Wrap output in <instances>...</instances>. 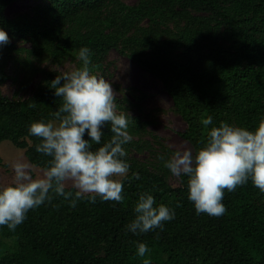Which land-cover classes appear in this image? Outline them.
<instances>
[{
  "label": "trees",
  "instance_id": "1",
  "mask_svg": "<svg viewBox=\"0 0 264 264\" xmlns=\"http://www.w3.org/2000/svg\"><path fill=\"white\" fill-rule=\"evenodd\" d=\"M11 1L0 0V27L9 35L0 46V143L10 140L36 165L44 168L51 157L36 151L40 138L28 126L53 119L63 101L50 85L60 73L47 72L28 97L4 94L7 65L22 49L60 59L87 46L91 73L104 67L112 48L127 55L162 81L188 123L183 135L195 153L221 121L255 128L264 119V0H36L32 12L10 17L5 8ZM129 109L117 104L116 111L129 117L131 136L124 145L130 164L124 199L97 196L71 206L53 194L14 230L0 225V264H142L138 241L149 246L151 264H264V192L249 180L224 190V214H197L186 174L172 185L166 167L153 169L134 154L150 145L140 139L148 120ZM208 115L213 120L205 126ZM112 134L105 125L100 143ZM145 191L154 195V205L174 208L175 217L162 229L133 233L126 226Z\"/></svg>",
  "mask_w": 264,
  "mask_h": 264
},
{
  "label": "clouds",
  "instance_id": "2",
  "mask_svg": "<svg viewBox=\"0 0 264 264\" xmlns=\"http://www.w3.org/2000/svg\"><path fill=\"white\" fill-rule=\"evenodd\" d=\"M8 41V32L0 27V46ZM78 57L80 67L51 79L50 87L63 101L52 113L53 119L33 120L28 126V133L40 138L36 151L51 157L47 166L36 174L30 161L18 159L12 164V181L0 185V225L9 229L14 230L29 209L50 201L53 194L71 206L80 199L95 202L97 196L124 199L123 182L130 168L124 147L131 139L129 117L116 111L112 85L90 72V49L81 46ZM212 120L208 115L201 123L207 126ZM105 125H110L113 134L100 143ZM93 142L98 147L93 149ZM165 166L174 176L187 175L188 199L197 214L220 216L226 211L225 189L232 191L251 180L264 192V119L255 128L221 121L207 131L195 155L190 148L176 150ZM154 200L151 192L139 194L128 231L162 229L164 221L175 217L174 208L165 203L154 205ZM149 251L146 242H137L136 254L143 258L142 264H151V257L145 255Z\"/></svg>",
  "mask_w": 264,
  "mask_h": 264
},
{
  "label": "rangeland",
  "instance_id": "3",
  "mask_svg": "<svg viewBox=\"0 0 264 264\" xmlns=\"http://www.w3.org/2000/svg\"><path fill=\"white\" fill-rule=\"evenodd\" d=\"M134 4L137 0H124ZM36 0H13L5 8V13L12 17L32 12ZM20 46H29L25 40L17 41ZM6 71L8 77L1 86V91L12 98H25L32 94L47 72H67L79 65V57L75 54L56 59L49 54L31 56L27 51L15 53ZM94 74L103 77L113 88L114 103L119 102L130 107L129 112L148 120L147 130L140 139L147 140L149 147L134 154L142 161H147L153 169L165 166L171 154L176 150L190 148L195 155L192 142L183 135L188 123L174 106L173 99L165 89L162 81L150 71L141 67L127 55L112 48L105 60L104 67ZM163 156V159L159 157ZM18 159L28 160L25 150L17 147L10 140L0 143V185L13 179L12 164ZM32 163V162H31ZM35 173L43 167L32 163ZM166 175L172 185L181 183V175L174 176L166 167ZM159 264V263H152Z\"/></svg>",
  "mask_w": 264,
  "mask_h": 264
}]
</instances>
